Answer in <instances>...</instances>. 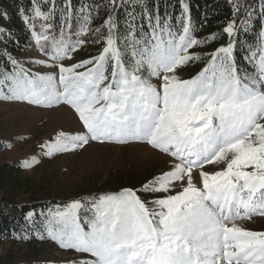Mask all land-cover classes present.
<instances>
[{"label": "snow or ice", "instance_id": "obj_1", "mask_svg": "<svg viewBox=\"0 0 264 264\" xmlns=\"http://www.w3.org/2000/svg\"><path fill=\"white\" fill-rule=\"evenodd\" d=\"M231 2L222 32L202 37L188 0H29L19 8L39 57L0 49V100L67 106L80 123L42 144L43 155L95 142L147 145L168 157L139 187L40 211L39 229L37 213L27 212L37 239L87 257L69 264H264V231L242 223L264 218V26L245 49L247 67L236 57L240 33L264 19V0ZM9 35L0 27V43ZM89 43L98 53L76 60ZM39 163L33 156L22 167Z\"/></svg>", "mask_w": 264, "mask_h": 264}, {"label": "rangeland", "instance_id": "obj_2", "mask_svg": "<svg viewBox=\"0 0 264 264\" xmlns=\"http://www.w3.org/2000/svg\"><path fill=\"white\" fill-rule=\"evenodd\" d=\"M2 6L3 1L0 0V8ZM37 57L39 52L32 42L29 51L18 58ZM86 58L88 57H85V48L75 54L76 60ZM36 70L49 71L44 68ZM181 75L190 78L185 71ZM78 130H80L78 117L67 106L45 109L26 103L0 100V139L7 144V150L0 155V200L12 197L19 202H31L30 188L33 187L38 189L41 187L37 194L40 192L45 194V198L36 195V201L60 198V201L66 203L93 194L117 191L122 187L116 189L101 187L106 180L111 181L120 177L146 182L153 175L159 174L168 159L147 145L118 146L95 142L81 151L58 153L52 157L43 155L41 145L52 139L58 131ZM33 156L37 157L40 163L31 168L22 167V162L30 160ZM14 162L17 163L20 173L17 174L19 178L16 182H11L15 175L11 174L13 171H9V164ZM207 170L215 169L208 166ZM149 173H153L152 176L143 180L142 178ZM10 177L11 180L8 181L7 178ZM141 183L135 187H139ZM13 189L15 191H12ZM242 223H245L244 226L248 229L264 231V218L254 217L252 221ZM11 241L0 246V262L5 259H12L15 263L25 262L33 249L37 250L39 261H49L52 264H69L70 261L87 258L85 254L61 249L50 239L40 240L35 236L33 240L17 241L19 243L15 244Z\"/></svg>", "mask_w": 264, "mask_h": 264}, {"label": "trees", "instance_id": "obj_3", "mask_svg": "<svg viewBox=\"0 0 264 264\" xmlns=\"http://www.w3.org/2000/svg\"><path fill=\"white\" fill-rule=\"evenodd\" d=\"M3 6L0 8V12H6L8 14V19L0 16V27H3L9 30L10 35L6 38L4 43H0V49L6 48L9 52L15 57H19L23 54H26L31 45L32 38L29 31L26 28L25 22L20 18L18 12L20 7L29 9L31 7L29 0H2ZM60 0H58V3ZM176 0H172V3H175ZM191 10H192V19L193 22L199 27L197 36H205L210 33H221L222 28L225 26L227 21L232 17V2L231 0H188ZM249 2H254V0H249ZM178 11V8H177ZM99 22V21H97ZM253 30L247 33L241 32L236 45V57L237 61L242 67H247L245 61L242 57L245 55V49L250 45L256 43V37L259 30L264 26V19H261L259 16L252 21ZM3 37H0V40H3ZM90 39V38H89ZM227 37L223 38L217 43L212 44L210 47L203 49V51H211L215 47H218L220 43H226ZM99 45H93L89 43L85 47V57L91 55H96L99 51ZM20 54V55H19ZM0 62H3L0 59ZM203 66L202 62H197L194 65H190L186 68L185 72L189 77L195 75L196 72L200 70ZM7 150V144L4 140L0 139V155ZM8 166V165H7ZM9 171L11 174H14L15 177L11 180L7 178L8 181H15L19 178L17 177L20 173L18 171L17 163L14 162L9 164ZM17 172H14L16 171ZM153 173L146 175L143 180L151 177ZM13 177V176H12ZM16 178V179H15ZM142 180L137 179H124L123 177L106 180L102 185L101 189L107 188H118V187H131L137 186L141 183ZM7 182V181H6ZM15 185V184H14ZM30 188L32 193L30 198L31 202H19L14 200L12 197H4L0 200V246L4 242L11 241V243H19L17 241H22V239L11 238V233L15 231L18 234H28L31 238L29 240L35 239V235L32 232V224L25 219L28 211H35L37 215L35 216L36 227L41 228L40 221L42 218L38 215L40 211H46L49 206L60 203L64 204L66 201H60V198H51L42 201H36L37 196L45 198V194L40 192L37 194V191L41 187ZM12 191H15L14 189ZM71 201V200H70ZM67 201V202H70ZM8 237V238H5ZM16 241V242H15ZM39 255L36 249H33L30 253L29 259L25 262H14L12 259H5L0 262V264H52L49 261H39Z\"/></svg>", "mask_w": 264, "mask_h": 264}]
</instances>
